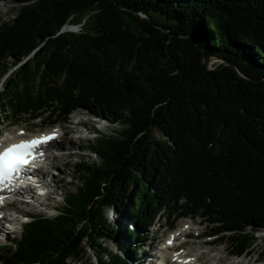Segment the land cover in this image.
Listing matches in <instances>:
<instances>
[{"label":"trees","instance_id":"obj_1","mask_svg":"<svg viewBox=\"0 0 264 264\" xmlns=\"http://www.w3.org/2000/svg\"><path fill=\"white\" fill-rule=\"evenodd\" d=\"M10 1L0 77L17 67L0 117L54 125L84 109L122 130L99 133L63 208L0 245V264H135L147 232L181 217L251 251L264 232V0ZM212 57L246 79L205 69Z\"/></svg>","mask_w":264,"mask_h":264},{"label":"rangeland","instance_id":"obj_2","mask_svg":"<svg viewBox=\"0 0 264 264\" xmlns=\"http://www.w3.org/2000/svg\"><path fill=\"white\" fill-rule=\"evenodd\" d=\"M12 2L10 0H0V23L8 20L12 17L14 14L12 11ZM69 27V26H68ZM75 29V28H74ZM76 32L81 31L80 28L75 29ZM222 63L221 60H218L216 58H211L209 60V66L208 68H212L214 65H218ZM15 66V65H14ZM11 67L9 66L7 70V75L11 72ZM5 75V77H7ZM3 81H1L2 83ZM2 85H4L2 83ZM2 85L0 84V92L2 91ZM0 141H6L9 139L12 135H20L25 132H28V134H41L43 132L47 131H57L60 134L61 139L51 146L49 149L51 153L50 162L53 163L54 167V174L53 176L54 182H56L58 189L56 191V195H51L49 199L52 197V202H49V205L52 207H55L56 205L59 207L57 210H51L49 209L47 211V217H53L57 215V211L61 210L63 207V197L68 192L75 191L76 187L80 185L77 174L74 170V166L76 163L80 162L81 160H86L88 162H93L96 159L95 155H93L91 152H89V146L92 145L93 141H89L86 139H83L81 134L82 132H86L89 130V128L86 127H79L74 124V117L69 116L67 121L60 122L54 126H49V121L45 120V123L47 126L43 125L41 120H34L29 121L28 118L24 119L20 124L15 125L14 123H10L8 120H6L3 117H0ZM80 119L82 121H86V125H91L92 122H94L93 116L86 112L80 115ZM66 129V130H65ZM122 130V127L119 125H114L112 127H109L107 129H103L101 133L103 135L107 136H113L116 132H120ZM67 132L64 137H62V133ZM155 135L160 138L159 133H155ZM16 136V135H15ZM98 138V136H97ZM72 141V142H71ZM69 156V157H68ZM51 175V174H49ZM54 189V188H53ZM32 207L31 205L25 204V205H18L14 207V210L17 211H30L32 213H36L38 211H41L40 209ZM13 214V213H12ZM109 218L112 222H115V224H126V221L123 217H119L116 220V215H112L109 213ZM118 221V222H116ZM189 219H180L176 225V228H179L183 226L185 223H187ZM189 223V222H188ZM194 223L196 224V227L192 230L194 235H199L202 233H210L211 228L208 226V224L202 220V219H195ZM199 225V227H198ZM121 226V225H120ZM17 231H21L18 228H14V226L10 223H0V245H13V240L16 238H19V234ZM171 229L167 228V224H165V220L163 221V227L158 228H152L150 230V236L152 238H157L160 240L159 247L162 248V244L165 241V239L168 238V235L170 234ZM17 232V233H16ZM194 238L191 239L187 251L190 252V254H194L197 257H200V261L207 263V264H254V262L260 258V254L263 252L264 249V232L263 233H257V243L253 246L251 253L246 258H233L229 255L231 254V251L233 250L231 247L230 242H223V244L217 243L211 246L203 245L204 239L201 238ZM214 238H210L212 240ZM157 242V241H156ZM107 245L114 249L115 252H117V248L112 243H107ZM155 246V241L153 239H150L148 242L145 243V248L140 250V259L141 264H148L150 259H148V256H153L154 250L153 247ZM155 254V253H154ZM162 254L167 255L166 251L162 252ZM152 262V260H151ZM264 264V263H261Z\"/></svg>","mask_w":264,"mask_h":264},{"label":"snow or ice","instance_id":"obj_3","mask_svg":"<svg viewBox=\"0 0 264 264\" xmlns=\"http://www.w3.org/2000/svg\"><path fill=\"white\" fill-rule=\"evenodd\" d=\"M55 138V134L21 141L0 149V190L14 186L16 177L27 171L32 161L36 158L35 150ZM40 155H43L41 152ZM2 199V198H0Z\"/></svg>","mask_w":264,"mask_h":264},{"label":"water","instance_id":"obj_4","mask_svg":"<svg viewBox=\"0 0 264 264\" xmlns=\"http://www.w3.org/2000/svg\"><path fill=\"white\" fill-rule=\"evenodd\" d=\"M114 3H117L116 2V0H112ZM138 16L140 17V18H142V19H144V20H146V21H148V22H150V23H152V24H154V22H153V20L152 19H150V18H148L147 16H145V15H143V14H138ZM76 26H78V25H76ZM76 26H73V28L74 27H76ZM73 28L71 27V28H69L70 29V31H72V32H76V30H73ZM68 29V28H67ZM65 27L63 28V31H66L67 30ZM162 30H164V29H162ZM68 31V30H67ZM216 59H218V60H221L222 61V63H225V64H227L228 66H230L231 68H233L236 72H237V74L241 77V78H243V79H246V77L233 65V64H231L229 61H227V60H223V59H220V58H216ZM208 66H209V61L208 62H205L204 63V68L205 69H208Z\"/></svg>","mask_w":264,"mask_h":264},{"label":"bare ground","instance_id":"obj_5","mask_svg":"<svg viewBox=\"0 0 264 264\" xmlns=\"http://www.w3.org/2000/svg\"><path fill=\"white\" fill-rule=\"evenodd\" d=\"M80 26L81 25H79V26H76V27H74L75 29H77V28H80ZM73 28V30H75ZM66 130V129H65ZM67 132H65V134H66ZM64 134V135H65ZM23 138H25V137H20V138H18V136H12L11 137V139H7L6 141H3L2 143V147H5V146H7V145H9V144H11V143H15V142H17L18 140H20V139H23ZM72 142V141H71ZM69 157V156H68ZM49 197H50V194L49 195H47V199H49ZM200 258V257H199ZM247 264H249V263H247Z\"/></svg>","mask_w":264,"mask_h":264},{"label":"clouds","instance_id":"obj_6","mask_svg":"<svg viewBox=\"0 0 264 264\" xmlns=\"http://www.w3.org/2000/svg\"><path fill=\"white\" fill-rule=\"evenodd\" d=\"M71 27L73 28V26H69V27H68V26H66L65 28H66V29L68 28L67 30H68V31H70V29H69V28H71ZM67 30H66V31H67ZM71 32H72V31H71Z\"/></svg>","mask_w":264,"mask_h":264}]
</instances>
